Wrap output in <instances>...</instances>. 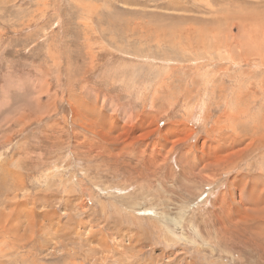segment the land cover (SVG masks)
I'll return each mask as SVG.
<instances>
[{"label": "rangeland", "instance_id": "obj_1", "mask_svg": "<svg viewBox=\"0 0 264 264\" xmlns=\"http://www.w3.org/2000/svg\"><path fill=\"white\" fill-rule=\"evenodd\" d=\"M0 264H264V0H0Z\"/></svg>", "mask_w": 264, "mask_h": 264}]
</instances>
